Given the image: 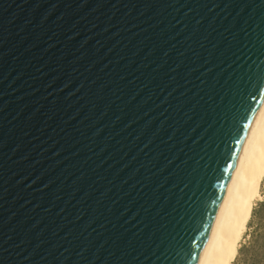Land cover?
<instances>
[{"label": "water", "instance_id": "95a60500", "mask_svg": "<svg viewBox=\"0 0 264 264\" xmlns=\"http://www.w3.org/2000/svg\"><path fill=\"white\" fill-rule=\"evenodd\" d=\"M264 109V0H0V264H203Z\"/></svg>", "mask_w": 264, "mask_h": 264}, {"label": "bare ground", "instance_id": "6f19581e", "mask_svg": "<svg viewBox=\"0 0 264 264\" xmlns=\"http://www.w3.org/2000/svg\"><path fill=\"white\" fill-rule=\"evenodd\" d=\"M264 182V109L236 173L203 264H234Z\"/></svg>", "mask_w": 264, "mask_h": 264}, {"label": "rangeland", "instance_id": "374dc122", "mask_svg": "<svg viewBox=\"0 0 264 264\" xmlns=\"http://www.w3.org/2000/svg\"><path fill=\"white\" fill-rule=\"evenodd\" d=\"M261 193L234 264H264V182Z\"/></svg>", "mask_w": 264, "mask_h": 264}]
</instances>
